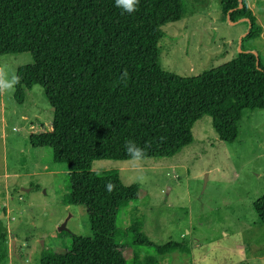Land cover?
<instances>
[{"label": "trees", "instance_id": "obj_1", "mask_svg": "<svg viewBox=\"0 0 264 264\" xmlns=\"http://www.w3.org/2000/svg\"><path fill=\"white\" fill-rule=\"evenodd\" d=\"M238 4L219 0L221 18L228 13L231 22L247 21L240 42L258 38L261 26L245 0ZM183 11L181 0H139L131 13L115 0H0V57L27 53L32 60L15 72L20 83L13 99L20 104L39 86L51 112L50 130L30 134L29 145L48 148L50 161L66 166L63 203L87 200L94 209L91 237L70 234L60 256L45 252L38 264H127L123 250L139 247L156 256L188 253L183 241L151 243L137 219L117 227L116 215L123 203L136 200L137 186L122 184L116 173L92 171L97 160H132L124 147L128 140L143 149V159L174 155L191 142V126L203 115L218 139L231 143L242 111L264 109L258 53L240 50L193 77L161 70L162 27L180 20ZM252 206L264 223V196ZM5 237L0 220V245Z\"/></svg>", "mask_w": 264, "mask_h": 264}, {"label": "rangeland", "instance_id": "obj_2", "mask_svg": "<svg viewBox=\"0 0 264 264\" xmlns=\"http://www.w3.org/2000/svg\"><path fill=\"white\" fill-rule=\"evenodd\" d=\"M245 1L261 33L240 42L248 23L222 19L219 0H181L182 17L162 27L157 41L161 70L193 77L240 50L258 53L264 67V0ZM31 63L27 53L0 57L8 78ZM50 123L39 86L25 92L20 104L13 88L0 95V220L6 228L0 264H38L45 252L60 256L70 234L92 235L93 205L62 201L66 166L52 163L48 148L29 145V135L49 131ZM190 132L191 142L167 158L92 163L97 176L116 173L122 184L137 186L136 200L123 203L116 215L117 227L137 219L151 243L183 241L188 248L162 256L126 248L127 264H264V223L252 206L264 196V109L242 111L231 143L218 139L208 115Z\"/></svg>", "mask_w": 264, "mask_h": 264}, {"label": "clouds", "instance_id": "obj_3", "mask_svg": "<svg viewBox=\"0 0 264 264\" xmlns=\"http://www.w3.org/2000/svg\"><path fill=\"white\" fill-rule=\"evenodd\" d=\"M138 2L139 0H115L116 5L128 13L135 11ZM126 78L127 73L125 72L122 75L121 80H126ZM18 83H20L19 76L13 75L11 78H8L4 68L0 67V95H3L5 92L11 90ZM124 147L125 151L133 161L139 162L143 159V149L138 147L133 141H126ZM105 187L109 193L113 192L115 189V185L111 181L107 182Z\"/></svg>", "mask_w": 264, "mask_h": 264}, {"label": "water", "instance_id": "obj_4", "mask_svg": "<svg viewBox=\"0 0 264 264\" xmlns=\"http://www.w3.org/2000/svg\"><path fill=\"white\" fill-rule=\"evenodd\" d=\"M239 4H238V8H241V4H240V0H238ZM226 18L228 19V13L226 14ZM244 20V19H242ZM246 21V20H245ZM230 23H232L231 21H229ZM247 22V21H246ZM244 35L241 36V38L243 37ZM240 38V39H241ZM12 245H13V242H12Z\"/></svg>", "mask_w": 264, "mask_h": 264}, {"label": "flooded vegetation", "instance_id": "obj_5", "mask_svg": "<svg viewBox=\"0 0 264 264\" xmlns=\"http://www.w3.org/2000/svg\"><path fill=\"white\" fill-rule=\"evenodd\" d=\"M11 249H12V251H13V249H14V246L12 245V242H11Z\"/></svg>", "mask_w": 264, "mask_h": 264}]
</instances>
